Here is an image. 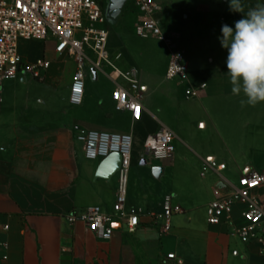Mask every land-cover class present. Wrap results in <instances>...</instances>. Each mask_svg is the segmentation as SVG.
<instances>
[{
	"label": "crops",
	"instance_id": "crops-1",
	"mask_svg": "<svg viewBox=\"0 0 264 264\" xmlns=\"http://www.w3.org/2000/svg\"><path fill=\"white\" fill-rule=\"evenodd\" d=\"M167 2L170 0L161 1V10L155 17L160 24L161 18H167L179 32L178 38L162 27L166 34L177 36L176 42L185 54L186 82L166 79L171 60L168 43L155 37L145 38L162 41L167 48L160 71H152L144 64L151 50L139 53L130 49L124 29L118 27L123 9L117 17L108 20L117 26L119 33L110 34L109 47L112 52L122 53L120 66L138 70L139 65L146 66L141 74L139 71L144 104L140 120L134 121L128 111L106 108V101L113 103L115 85L101 72L88 71L87 75L100 84L103 79L109 80L113 85L111 95L105 99L99 94L87 108L83 107V101L72 105L68 99L74 110L59 109L55 104L41 111L14 110L5 96L6 83L12 79L5 83L0 102V241L7 242L8 247L0 248V264H264L258 243L243 239L236 232L244 223L240 216L242 204L235 205L231 222L212 225L206 216L214 188L223 186V177L237 181L244 173L264 169V102L242 106L241 100L246 99L243 93H232L227 50L219 39L222 25L234 29L235 21L243 18L250 8L264 5V0H242L244 13L230 11V0L187 2L176 13L168 12ZM183 14L186 21H182L179 29L173 21ZM107 27L111 29L109 23ZM203 40L215 41L217 48L196 51L195 41ZM50 45L54 56L72 60V83L74 59L57 54L52 40ZM21 80L26 82V76L22 75ZM203 82L207 83L206 89L193 99L207 110L210 120L199 119L198 127L211 126L219 134L224 149L204 151L192 137L178 135L180 142L197 158L191 175L189 171L176 175L168 189H159L153 183L154 177L162 179L169 170L177 171V151L172 158L159 161L158 167L162 168L159 177L148 174L129 181L125 209H140L141 220L135 232H129L126 219L117 218L113 237L100 240L83 221H71L72 213L92 206L114 215L119 177L112 165L102 166L105 158H86L77 129L131 133L145 147L149 135L162 124L170 125V112L178 109V100H191L185 95L186 88ZM122 120L128 121L129 126H122ZM209 158L225 163L226 168L203 175V162ZM168 193L174 195V202L183 212L172 217L170 231L163 233L161 215L164 196ZM255 194L264 200V185ZM169 253H174L175 258H168ZM3 254L8 255L7 260H2Z\"/></svg>",
	"mask_w": 264,
	"mask_h": 264
},
{
	"label": "built area",
	"instance_id": "built-area-1",
	"mask_svg": "<svg viewBox=\"0 0 264 264\" xmlns=\"http://www.w3.org/2000/svg\"><path fill=\"white\" fill-rule=\"evenodd\" d=\"M138 9L135 32L138 36L155 37L164 40L171 47V60L167 68L166 79L170 81H188V67L183 51L178 47L176 35L166 34L155 17L161 10L162 0H133ZM111 16L106 4L99 0H0V102L3 100L5 83L20 73H30L34 78L44 81L51 68L52 61L46 56L33 60L26 59L21 53L23 41L39 40L54 42L57 54L74 59L76 69L70 86L69 100L72 105H80L86 90L88 71L105 74L115 85L112 101L117 111H128L132 119L142 118V83L136 67L124 69L119 61L121 52H112L109 47L110 31L107 27ZM207 83L188 86L185 95L189 99L198 98L206 89ZM175 133L166 124L149 135L145 140L146 159L165 161L173 157ZM77 138L83 144L84 154L89 160L106 158L112 153L121 155L118 170L115 214H106L100 207L72 213L71 221L81 220L100 240L113 237V223L117 218L126 219L129 232H135L140 224V209H125L129 193L130 167L132 163L133 135L131 133L78 128ZM225 163L215 158L204 160L202 174L212 170L222 171ZM223 186L214 188V198L207 205V221L212 225L233 220V211L237 203L242 204L240 216L244 220L237 229L243 239L258 243L264 255V200L255 190L264 185V169L251 170L242 174L237 181L222 178ZM183 212L174 202V195L168 193L163 200L162 232L168 233L172 227V217ZM5 229H8L5 226ZM7 242L0 241V248L6 249ZM8 255L3 254L2 260ZM168 258H175L169 253Z\"/></svg>",
	"mask_w": 264,
	"mask_h": 264
},
{
	"label": "rangeland",
	"instance_id": "rangeland-1",
	"mask_svg": "<svg viewBox=\"0 0 264 264\" xmlns=\"http://www.w3.org/2000/svg\"><path fill=\"white\" fill-rule=\"evenodd\" d=\"M105 5V0H99ZM197 0H170L165 4L168 12L176 13L177 9L182 7L185 3H194ZM138 16V9L135 6L133 0H128L125 4L123 11L120 16V24L118 27H122L127 35V43L129 48L135 50L136 52H142L146 49L151 50L152 54L149 57L144 58V64L149 66L150 70L159 72L162 64L165 62L167 55L166 44L162 41L154 39H145L139 37L135 32V23ZM174 24L180 26L182 21H186L184 14L176 16ZM161 26L166 27L168 33H175L178 38L180 37L179 32L175 29L173 24L168 23L167 18H161ZM111 26L110 34L118 33L117 26L115 24H110ZM177 38V39H178ZM197 46L195 50L206 52L210 49L217 48V43L215 41H195ZM45 42L39 40L23 41L20 46L21 53L26 56L27 59L33 60L38 57L46 56L52 60L51 68L48 75L44 81L34 78L30 73H20L17 78H14L6 83L5 96H7L8 105L18 111H41L48 109L49 104H55L59 109L74 110L70 104L67 103L70 94V84H71V68L72 60L69 58H63L60 56H54L51 49V40L44 45ZM181 49V46L178 45ZM182 50V49H181ZM183 51V50H182ZM184 53V52H183ZM146 55V54H144ZM185 55V54H184ZM187 64V63H186ZM140 74L145 71L146 66H138ZM26 76L27 81L23 82L21 77ZM113 85L107 80L103 79L101 84L93 82L87 75L86 78V90L83 99V107L87 108L92 105L95 98L102 94L104 98H108L111 95ZM115 108L112 102L106 101V108L112 110ZM178 109H171L170 125L171 129L175 133V153L179 152V164L177 167V173L169 170L168 173L162 179H156L153 173V167L158 166L159 161L152 160L150 163L144 165L142 161L146 159L145 147L143 143L139 140H133L132 145V163L130 167V181L132 179L138 178L139 176L152 175L154 177L153 183L159 187V189L171 188L173 179L176 175H183L186 172H190L192 164L197 159L195 154L187 149L178 139L179 136L188 135L195 139L198 145L204 151L218 150L222 151L224 149L221 138L219 134L210 127L207 129L198 127V120L201 118L210 120L207 110L202 106L200 102L196 99L186 100L185 98H180L178 100ZM210 110L212 106L210 105ZM177 111V112H176ZM122 126L128 127L129 122L122 120ZM174 153V154H175ZM200 178V176H198Z\"/></svg>",
	"mask_w": 264,
	"mask_h": 264
},
{
	"label": "clouds",
	"instance_id": "clouds-1",
	"mask_svg": "<svg viewBox=\"0 0 264 264\" xmlns=\"http://www.w3.org/2000/svg\"><path fill=\"white\" fill-rule=\"evenodd\" d=\"M230 11L244 13L242 0H230ZM220 44L227 50V73L233 94L243 93L241 100L255 106L264 102V5L250 8L235 27H221Z\"/></svg>",
	"mask_w": 264,
	"mask_h": 264
},
{
	"label": "water",
	"instance_id": "water-1",
	"mask_svg": "<svg viewBox=\"0 0 264 264\" xmlns=\"http://www.w3.org/2000/svg\"><path fill=\"white\" fill-rule=\"evenodd\" d=\"M108 1L112 3L110 6V9L108 10V14L110 15L111 11L115 10L111 15L113 17H117L121 13L122 8L124 7L125 3L128 0H108ZM142 163L146 165L149 162L147 159H144ZM120 164H121V155L119 153H112L104 159L102 166L112 165L114 170H119ZM153 171H154V175L156 177H159L160 172L162 171V168L156 166L153 168Z\"/></svg>",
	"mask_w": 264,
	"mask_h": 264
},
{
	"label": "flooded vegetation",
	"instance_id": "flooded-vegetation-1",
	"mask_svg": "<svg viewBox=\"0 0 264 264\" xmlns=\"http://www.w3.org/2000/svg\"><path fill=\"white\" fill-rule=\"evenodd\" d=\"M105 4H106V10L108 11V10L110 9V6H111L112 3L108 1V2L105 3ZM122 9H123V8H122ZM114 11H115V10H112L111 13H110V16H111L112 18H113V16H112L111 14H112Z\"/></svg>",
	"mask_w": 264,
	"mask_h": 264
}]
</instances>
